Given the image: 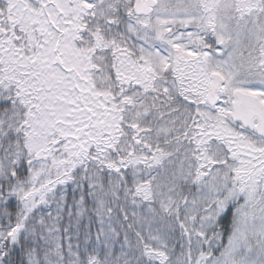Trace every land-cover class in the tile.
Instances as JSON below:
<instances>
[{
  "label": "snow or ice",
  "instance_id": "obj_1",
  "mask_svg": "<svg viewBox=\"0 0 264 264\" xmlns=\"http://www.w3.org/2000/svg\"><path fill=\"white\" fill-rule=\"evenodd\" d=\"M0 264H264V0H0Z\"/></svg>",
  "mask_w": 264,
  "mask_h": 264
}]
</instances>
